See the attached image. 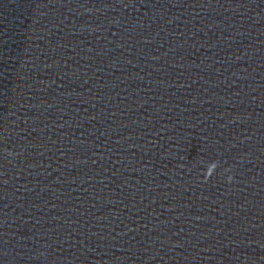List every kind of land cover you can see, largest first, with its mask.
<instances>
[{
    "label": "water",
    "instance_id": "95a60500",
    "mask_svg": "<svg viewBox=\"0 0 264 264\" xmlns=\"http://www.w3.org/2000/svg\"><path fill=\"white\" fill-rule=\"evenodd\" d=\"M0 264H264V0H0Z\"/></svg>",
    "mask_w": 264,
    "mask_h": 264
}]
</instances>
